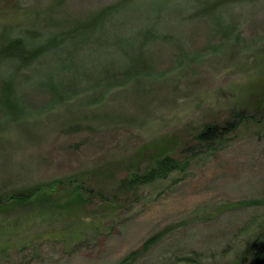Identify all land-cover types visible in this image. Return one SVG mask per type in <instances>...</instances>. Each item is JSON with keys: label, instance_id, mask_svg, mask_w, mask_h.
<instances>
[{"label": "rangeland", "instance_id": "obj_1", "mask_svg": "<svg viewBox=\"0 0 264 264\" xmlns=\"http://www.w3.org/2000/svg\"><path fill=\"white\" fill-rule=\"evenodd\" d=\"M149 1L0 0V50L103 25L75 51L84 87L123 81L130 60L107 55L118 37L158 40L139 43L144 78L97 105L47 111L50 95L28 86L46 60L16 66L29 112L0 105V264H118L159 233L135 264H243L264 241V0H171L152 19L138 14ZM207 127L222 138L199 141ZM162 148L186 169L116 196ZM18 193L39 204L14 207Z\"/></svg>", "mask_w": 264, "mask_h": 264}, {"label": "trees", "instance_id": "obj_2", "mask_svg": "<svg viewBox=\"0 0 264 264\" xmlns=\"http://www.w3.org/2000/svg\"><path fill=\"white\" fill-rule=\"evenodd\" d=\"M174 3L171 0H151L147 2V5L141 7V11L138 14L150 17V19L161 15L160 12L168 10ZM137 8V7H135ZM148 9H153L149 13ZM125 13L129 8H124ZM122 10H120L121 12ZM138 12L137 10H135ZM150 19H148L150 21ZM146 20V21H148ZM103 25L99 24L92 30H76L65 35H56L53 37H45L34 41H28L23 37H17L6 41L2 50H0V105L3 108L9 119H21L25 118L24 115L28 114V107L22 103L21 93L26 85L19 82V76L14 69L21 66H26L33 62L38 63L41 60H46L42 70H38L37 74L28 81L34 91H41L50 95V102L47 111L54 110L65 102H71L79 97L85 95H93L98 101L94 105L99 104L101 98H105L109 92L115 89L125 88L136 79L144 78L143 63L137 60V53L140 52L143 44L140 41L143 40L146 43L158 41L153 30H146L139 35H128L118 37L114 44L108 45L109 58L112 56L117 60L121 58H127L130 62L124 66L119 63V67H116L118 72H123L121 75L123 81L121 83H109L108 80L93 81L94 84L84 87L82 82V71L89 66L83 63L76 62L75 52L77 48L89 41H94L96 38L103 36ZM120 38V39H119ZM101 41V39L99 40ZM34 42V43H33ZM110 43V42H108ZM100 43H96L98 46ZM106 45V46H107ZM145 47V45H144ZM73 48L74 54H64L63 50ZM103 49V48H100ZM113 51V52H111ZM142 52V51H141ZM136 53V55H135ZM108 58L106 59V61ZM122 61V60H121ZM85 62V61H82ZM37 65V64H36ZM147 66V64L145 63ZM142 67V68H141ZM24 68V67H21ZM145 69V68H143ZM148 68H146L147 70ZM92 70H95L92 68ZM148 76L152 77L153 73L147 72ZM222 134L217 127H207L198 134L199 141H215L221 139ZM159 151V150H157ZM173 150L166 151L162 148L160 153H155L157 156L150 158L149 163L145 166L142 172L134 173L131 177L121 180L116 188L115 195L120 192L126 193L140 188L141 186H149L159 179H166L172 173L178 171H184L187 167V163L173 157ZM155 157V158H154ZM109 171H107L108 173ZM74 178L69 179L70 183L74 182ZM78 182L73 183L75 186ZM80 186H76L73 189V193L79 194ZM102 195V194H101ZM80 198V195H78ZM77 196V197H78ZM28 198L20 193L16 194L12 198L13 206H23L26 202L27 205L39 204L37 199L33 203L28 202ZM30 200V199H29ZM44 201L43 203H45ZM74 202V201H73ZM42 203V204H43ZM8 205L2 202V208ZM12 206V205H10ZM162 238V233L156 234L148 239L143 247L139 251L131 252L126 258H124L118 264H135L144 254H146L154 245H156ZM243 264H264V241L257 243L252 250V256L246 263Z\"/></svg>", "mask_w": 264, "mask_h": 264}]
</instances>
